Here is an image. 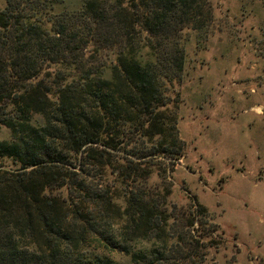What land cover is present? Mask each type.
I'll use <instances>...</instances> for the list:
<instances>
[{
  "label": "trees",
  "instance_id": "16d2710c",
  "mask_svg": "<svg viewBox=\"0 0 264 264\" xmlns=\"http://www.w3.org/2000/svg\"><path fill=\"white\" fill-rule=\"evenodd\" d=\"M214 21L210 0H0V264L201 262L205 210L147 182L183 156L161 109Z\"/></svg>",
  "mask_w": 264,
  "mask_h": 264
},
{
  "label": "rangeland",
  "instance_id": "374dc122",
  "mask_svg": "<svg viewBox=\"0 0 264 264\" xmlns=\"http://www.w3.org/2000/svg\"><path fill=\"white\" fill-rule=\"evenodd\" d=\"M210 2L215 21L205 38L184 34L179 97L161 109L183 156L154 169L147 185L170 182L171 205L205 210L209 239L199 264H264V0ZM9 139L0 126V140ZM110 257L132 264L130 254Z\"/></svg>",
  "mask_w": 264,
  "mask_h": 264
}]
</instances>
